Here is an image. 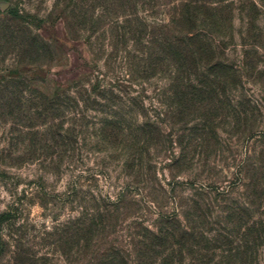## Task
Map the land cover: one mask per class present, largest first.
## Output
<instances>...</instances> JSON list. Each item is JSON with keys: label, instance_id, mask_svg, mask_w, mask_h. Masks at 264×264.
<instances>
[{"label": "trees", "instance_id": "obj_1", "mask_svg": "<svg viewBox=\"0 0 264 264\" xmlns=\"http://www.w3.org/2000/svg\"><path fill=\"white\" fill-rule=\"evenodd\" d=\"M161 7L166 21L146 23L140 15L145 9ZM203 8L202 0H55V13L73 36L83 30L90 38L105 29L115 48L128 36L133 46L128 63L138 66L143 78L161 73L168 79L163 103L153 117L135 98L124 101L112 89L101 90L97 82L90 88L77 85L72 93L56 89L55 106L54 99L47 98L32 106L35 115L55 111V124L51 120L45 132L55 139V173L68 165L65 160L79 152L78 143L86 138L95 140L96 150L105 151L108 158L121 160L122 170L135 183L153 176L154 156L170 148L169 170L208 166L217 147L215 123L231 106L226 80L221 78L231 76L233 67L216 59L213 30L219 19L212 12L204 15ZM6 14L13 24L2 30L0 41L18 54L40 49L43 40L23 25L17 4H9ZM56 41L67 39L57 36ZM19 74L14 70L9 79L0 81V112L21 126L29 119L28 103L35 99L24 98ZM243 102L232 112L238 126L248 118ZM134 105L140 108L139 115L133 112ZM89 109L99 112L98 127L90 128ZM260 154L257 161L247 158L236 165L241 197L231 196L234 187L225 190L211 182V201L205 187L191 182L193 191L182 201L181 211L159 213L153 228L134 221L136 230L126 242L115 237L125 194L114 200L92 197L79 216L55 224V252L70 264H186L187 259V264H210L216 255L222 264H260L264 151ZM214 204L219 208L215 215Z\"/></svg>", "mask_w": 264, "mask_h": 264}, {"label": "rangeland", "instance_id": "obj_2", "mask_svg": "<svg viewBox=\"0 0 264 264\" xmlns=\"http://www.w3.org/2000/svg\"><path fill=\"white\" fill-rule=\"evenodd\" d=\"M202 3L204 15L212 12L219 19L213 30L216 59L233 67L231 76L221 78L226 80L231 106L215 123L216 153L205 168L199 164L192 170H169L170 148L154 156L153 176L135 183L122 170L121 160L96 150L91 138L80 140L79 152L55 173V139L45 133L51 120L55 124V111L35 115L32 106L45 103V98L54 99L55 106L56 89L72 93L77 85L90 88L97 82L101 90L112 89L124 101L135 98L153 117L163 103L168 79L161 73L143 78L138 66L128 63L133 52L128 36L116 48L105 29L90 38L83 30L73 36L55 13V0H0V34L13 24L7 6L17 4L24 15L23 25L43 40L40 49L21 54L0 41V81L9 79L12 71H20L17 78L23 82L24 98L35 99L28 103L29 119L21 126L0 112V264H70L55 252V224L79 216L91 205L92 197L114 200L125 194L124 213L116 226L119 242H126L135 232L134 221L153 228L159 213L181 211L182 201L193 191L191 182L205 187L211 201V182L225 190L234 187L231 196L241 197L236 165L247 158L259 160L264 151V0ZM140 15L146 23L167 20L165 7L145 9ZM57 36L67 41L58 44ZM242 101L248 118L238 126L232 112ZM133 110L139 115L137 105ZM86 113L94 123L89 122L90 128L98 127L99 112L89 109ZM173 149L178 152L177 147ZM147 178L149 182H145ZM214 206L215 215L219 208ZM218 256L210 264H222ZM258 258L263 264L262 250Z\"/></svg>", "mask_w": 264, "mask_h": 264}]
</instances>
